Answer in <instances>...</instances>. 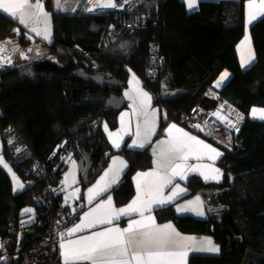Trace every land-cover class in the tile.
I'll return each mask as SVG.
<instances>
[{
	"label": "trees",
	"instance_id": "obj_1",
	"mask_svg": "<svg viewBox=\"0 0 264 264\" xmlns=\"http://www.w3.org/2000/svg\"><path fill=\"white\" fill-rule=\"evenodd\" d=\"M42 1L54 25L50 42L32 36L17 19L0 14V42L10 41L17 53L28 46L46 48L30 59L18 57L14 67L0 74L2 138L6 128L14 125L33 154L29 162L15 164L3 138L4 156L28 182L26 189L15 192L10 174L0 165V238L10 239L8 264H24L26 250L39 241L43 229L22 246L20 236L41 220L45 223L46 191L55 210L68 206L60 189L70 163L55 169L62 155L91 153L97 167L102 158L105 165L109 155L123 154L129 168L115 191L118 202L132 197L133 174L152 164L149 149L126 145L115 150L102 130L105 120L117 124V110L105 111L104 105L111 92L121 93V89L85 81L75 70L105 71L126 83L131 71L136 73L163 110L164 126L181 121L182 112L204 98L225 68L233 76L219 95L242 117L241 129L232 145L209 138L224 150L219 161L224 170L221 182H205L197 175L187 182L190 194L213 189L212 197H203L208 216L180 215L174 205L158 210L157 216L159 221L174 222L182 232L210 236L219 245L216 255L193 254L189 264H264V120L251 115L253 108H264V17L251 27L257 59L244 70L236 47L245 33L246 0L202 1L194 12L187 10L183 0H134L131 8L122 11L91 12L87 7L56 11L54 0ZM142 13L150 16L147 25L128 27ZM154 49L165 63L151 79ZM99 119L98 131L86 135L95 127L90 124ZM63 140L67 144L52 157L51 151ZM34 161L36 167H44L45 175L34 172ZM80 183L86 185L83 179ZM27 206L37 214L34 222L23 225L21 211Z\"/></svg>",
	"mask_w": 264,
	"mask_h": 264
},
{
	"label": "snow or ice",
	"instance_id": "obj_2",
	"mask_svg": "<svg viewBox=\"0 0 264 264\" xmlns=\"http://www.w3.org/2000/svg\"><path fill=\"white\" fill-rule=\"evenodd\" d=\"M131 2L132 0H124L125 4H130ZM186 2L188 9L195 11L200 0H186ZM116 6L113 0H102L97 5L101 9L115 8ZM56 7L57 9L63 8L61 0H56ZM248 9V23L251 24L257 17H264V0H248ZM86 10L91 12L95 9L88 8ZM0 12L12 19H18L19 23L29 28L31 32L50 41V18L49 14L44 11L41 0H35V3H32L31 0H0ZM41 22L44 24L42 30L37 26ZM13 31L18 32L19 30L14 29ZM245 45H247V56L242 51V67L250 66L255 59L248 36L241 42L242 48ZM6 50L5 45H0V52ZM21 56L26 58L23 52H21ZM11 63L10 59L0 57V67ZM228 78L229 73L225 71L215 82L214 87H221ZM139 83V80L133 74L130 84L138 86ZM132 91L135 93L134 96L129 93H125V95L133 101V114L145 117L143 123L146 140L154 131L156 110H152L151 119H149V105L152 97L140 87H135ZM222 108L223 106H221V109L210 113V115L216 117L218 121L227 124L228 127L239 131V128L227 116L221 114ZM251 115L254 118L264 120V108H253ZM126 116H128V113L121 114L122 131L128 128V124L125 122ZM240 119L242 117L237 116V121ZM207 124L208 121H205V125ZM193 127L201 131L204 130V127L200 124L193 125ZM105 129L107 130V125H105ZM165 131L168 139L159 142L162 147H160L157 159L154 161L155 168L149 172L137 173V196L133 201L123 208L116 209L113 205L112 197L109 196L107 200L101 201L95 208L85 212L80 219V223L69 228L66 233L60 234V248L64 264H76L78 261H89L90 264H184V259L188 254V250H190L189 244L195 238L182 236L171 223L156 225L155 218L150 215L146 216L145 213L151 212L153 205H167L186 191V189L181 188L177 184L168 196L165 197L163 195V189L171 185L175 177H180L183 180L190 173H198L205 180H219L222 174L218 168L205 164L187 165L185 162L189 157H194L197 161L207 158L214 162L222 156V153L212 147V145L205 143L204 140L190 135L175 124L170 125ZM208 134L210 135L211 133L209 132ZM136 136L138 138L141 136L139 123H137L136 127ZM109 138L116 148L120 147V141L123 139L120 133H109ZM12 142L9 141V143ZM132 147L142 148L144 144L134 140ZM15 151L20 152L21 149L17 148ZM154 155H156L155 150ZM169 156L172 157L171 161L168 160ZM117 160H120V158L116 157L113 159L114 165ZM161 160H164L165 163L162 164ZM177 160L181 162L173 163V161ZM0 165L11 172V168L4 163L2 156H0ZM120 165L121 167L115 170L110 167L105 172V175L101 177V180L93 188L88 189L89 203L118 182L120 172L123 167H126L122 160H120ZM161 169L166 170L161 172ZM202 169L208 170V172L206 173ZM140 177H153L154 179L151 181L145 179L142 183L139 179ZM13 179L17 181L14 191L24 187L23 184L19 183L14 173ZM73 182L75 181L73 180ZM152 188L155 189L156 195L151 196L147 200L143 199L141 193H147ZM78 191L77 189L76 192ZM65 202H67V198ZM176 210L178 212L192 211L199 216L204 215L203 205L199 196L194 201H188L185 205H178ZM131 213H138L141 219L129 221L128 226L124 229L108 227L102 231H93L90 235L80 236L78 239H64L65 235L72 236L74 233L81 232L86 228L91 229L98 225L112 224L114 220ZM201 244L204 247L198 249L200 251L210 253H218L220 251L219 247L214 245L209 238H203ZM0 247H3V245L0 244Z\"/></svg>",
	"mask_w": 264,
	"mask_h": 264
},
{
	"label": "crops",
	"instance_id": "obj_3",
	"mask_svg": "<svg viewBox=\"0 0 264 264\" xmlns=\"http://www.w3.org/2000/svg\"><path fill=\"white\" fill-rule=\"evenodd\" d=\"M183 1L186 4L187 10L189 12H194V11H190L188 9L186 0H183ZM202 1H220V0H200V2L198 3L197 10L199 9L200 3ZM31 2L35 3V0H31ZM41 3L43 4L42 0H41ZM43 7H44V11L48 12L47 9L45 8L44 4H43ZM248 11H249V9H248V0H246V5H245V33H244L243 37L240 39V41L238 42L237 47H236L237 54H238V59H239V62H240V66H241L242 51H243L244 55L247 56V45H245L243 48L241 46V42L244 41L246 36L249 37V44H250V47H251V49H252V51L254 53V57H255L254 62L252 64H254L256 59H257V52H256V48H255V45H254V40H253V36H252V32H251V27H252L253 24H255L262 17H257V19L255 21H253L251 24H249L248 23ZM1 13L2 12H0V14ZM49 18L51 19V16H49ZM37 26L42 30L43 27H44V24L41 22ZM49 27H50V34H51L52 39H53L54 25H53L52 20H49ZM27 29L30 31L29 28H27ZM30 33L32 34V36L38 37L44 42H50L52 40V39L50 41L49 40H45V39H43L42 36L36 35V33L31 32V31H30ZM252 64L250 66H248V67H242V66L241 67H242V69L245 70V69L250 68L252 66ZM225 71H227L229 73V78L227 79L229 81L232 78V76H233V72L231 70H229L228 68H225L222 71V73H224ZM221 74H220V76H221ZM121 94H122V90H121ZM203 100L206 103H208L209 105H214L215 103H217L216 92L214 91V89H210V91L204 96ZM128 104L129 103H127L121 109L117 110L116 119H115L117 124L115 126H112L107 120H105L101 124L102 130H103V132H104V134H105L110 146L113 149H115V150H120L121 148H123L126 145L128 147L136 149V150L149 149L150 152L152 153V164L148 168H146L144 170H138V171H136L133 174L134 193H133L132 197L129 200L125 201V202H118L117 201V196L115 195L116 189L118 188V186L122 182L123 176L125 175V173L127 172L128 168H129L128 160L123 154L118 153V152L111 154L109 156V159H108L107 163L103 166V168L100 171V173L97 174L91 182H89V183L86 182V185H83V186L80 183V181L83 178L80 179V175H77L76 166L70 168V170H68L69 169V167H68L66 169V171L64 172V174H63L62 184L69 183L70 186L72 187V190L70 191V194H67V193L64 194V198H63L62 202H63L64 205H68L70 207H74L75 209L79 208L80 206H85V209H83L79 213L78 220H76V222L71 224L66 229L65 233L67 232V230L69 228H72L77 223H80V219L83 217V214L85 212H88L90 209L95 208L97 204H99L101 201L107 200L109 196L112 197L113 205H114V207L116 209H120V208H123V207L127 206L131 201H133L134 198H136V196H137V173L149 172V171H152L155 168L154 161L157 159V155L159 154L160 147H162L161 145H159V142L162 141V140L168 139V135H167L165 130L168 129L169 126L172 125V124H175L177 127L183 129L185 132H188L190 135L196 136L198 139L204 140L205 143L212 145V147L216 148L219 152L222 153V156L224 154V150L218 144L214 143L209 138H206V136H204V134L193 132L191 129L186 127L181 121H178V122L177 121H170L169 123H167L164 126L161 125L162 117H163V110H161L159 108V106H157L156 104H153L152 106H150L149 119H151V112H152V110H155V108L157 110L159 109L160 112H159V114H157V112H156V115H155L154 131L145 140L144 123H143L145 117L143 115L140 117V115L133 114V109ZM257 109H262V108H257ZM235 110H236V108H235ZM0 113H2L1 110H0ZM122 113H128V116L125 117V122L128 124V128L126 130H124V131L121 130V128H122V126H121V114ZM256 119H259V118H256ZM137 123H139L140 126H141V136L139 138L136 136ZM105 125H107V130L105 129ZM109 133H113V134L120 133V135L123 136V139L120 141V147L119 148H116L113 145L112 140L109 138ZM134 140L138 141V143H143L144 147H142V148L141 147H132ZM3 148H4V141H3ZM154 150L156 151V155H154ZM222 156H220L214 162L208 160L207 158H204L203 160L197 161L194 157H189V159L185 162L187 165L205 164V165H211L214 168H218L220 170L221 174H222L220 179L219 180H213V179L205 180L198 173H190V174H188L187 178L183 179V180L180 179V177H175L173 179V183L171 185L166 186L163 189V195L165 197L168 196L171 193L172 189L177 184L180 185L181 188L186 189V191L184 193H182L180 196H178L177 198H175L173 201L168 203L167 205H165V206L153 205L151 212H146L145 213L146 216L150 215V216L155 218L156 225H165V224L171 223L175 227V229L182 236L195 238L194 241L190 242V244H189L190 250H188V254H187V256L184 259V264H189L191 255H193V254H212V255H216L217 254V253H210V252L198 250L201 247H204V245L201 244V240L203 238H209V239H211V241H212V243L214 245H216L218 247H219V245L217 243H215L214 240L210 236H203V235H200V234H193V233H185V232H182L175 225V223L172 222V221H159L158 216H157V211L160 210V209L166 208V207H168L170 205H174L175 209H177L178 205H185L188 201H194L195 200V198L197 197V193L190 194V189L187 186V182H188L189 178L192 175L199 176L205 182H221L223 180V178H224V170L219 165V161H220ZM116 157L120 158V160H122L126 164V167H123L122 171L120 172L118 182L116 184L112 185V187L109 188L106 192H104L100 196L96 197V199H94L91 203H89L88 202V189L93 188V186L96 185L97 182L101 180V177H103L105 175V172H107L110 167L113 168V170L118 169V168L121 167L120 160H117L115 165L113 164V159L116 158ZM74 158L78 159V157L74 156L71 159V161H70V165L73 163ZM168 160L171 161L172 157L169 156ZM180 162L181 161H178V160L177 161H173V163H180ZM161 163L163 164V163H165V161L161 160ZM165 170L166 169H161L160 171L163 172ZM202 171H205L206 173L208 172V170H204V169H202ZM66 177H67V180H66ZM139 179L143 183V181L145 179L151 181L154 178L153 177H147V178L140 177ZM73 180L75 182H73ZM77 189L79 190L78 192H76ZM141 195H142L143 199L147 200L151 196L156 195V192H155V189L152 188L147 193L142 192ZM66 198H67V202H65ZM201 199L202 198H200V201L202 202L203 211H204V215L203 216H199L195 212H192V211L178 212L176 210V212L178 214H180V215L190 214V215H192L194 217H197V218H200V219L206 218L208 216L207 207L205 206L206 203H205V201H203ZM139 219H141V217H140V215L138 213H131L129 215L121 216L117 220H114L112 224L98 225L97 227L91 228V229L86 228V229H83L81 232L74 233L72 236L65 235L64 239L65 240L78 239L80 236L90 235L93 231H102V230H104L105 228H108V227L124 229V228H126L128 226L129 221H131V220H139ZM60 243H61V238H60V240L58 241V244H57V253L63 259L62 255H61ZM76 263H83V264L89 263L90 264L89 261H78Z\"/></svg>",
	"mask_w": 264,
	"mask_h": 264
},
{
	"label": "built area",
	"instance_id": "obj_4",
	"mask_svg": "<svg viewBox=\"0 0 264 264\" xmlns=\"http://www.w3.org/2000/svg\"><path fill=\"white\" fill-rule=\"evenodd\" d=\"M123 4L118 7L116 6V10L122 11L124 9ZM128 9V8H126ZM140 20L136 22H129L128 27L132 28H141L146 26L150 16L148 14H140ZM152 55V64L150 68V72L148 77L151 79H155L156 73L160 70L161 66L165 63V59L160 55L157 49L153 50ZM215 82L213 83L214 86ZM225 82L221 87L216 88V98L217 103L214 105H209L203 99L196 104H193L188 109L184 110L181 115L182 123L196 133H203L208 138H212L217 142L225 143L232 145L234 139L240 132V120L237 121V116H239L238 111L235 110L234 107L230 106L226 101H223L220 98L219 91L223 89ZM221 114L227 116L232 123L239 128V131H236L235 128L228 127L227 124L218 121L216 117L211 116L210 113L221 109ZM205 121H208V124L205 125ZM200 124L204 127V130L201 131L193 127V125ZM211 133L210 135L208 133ZM3 138L8 146V152L10 154V160L15 164H20L22 162H29L33 156L30 148L27 146L24 138L19 133L17 128L14 125H9L4 131ZM9 141H13L9 143ZM66 140L58 143L54 149L51 151L50 155L52 157L56 156L60 150L66 145ZM19 148L20 152H16L15 150ZM73 151H68L67 154L61 156L60 161L56 165L55 169L59 166L66 167L71 159L73 158ZM37 166V161L33 163V170L36 174L45 175L44 167ZM29 169L26 168V172ZM45 202H46V210H47V218L44 223L43 232L40 235V239L37 242H34L30 245L29 249L26 250L24 254V264H64V260L57 253V244L60 240L61 233H65L66 229L76 222L79 218V213L85 209V206H80L79 208H74L70 206L61 207L59 209L54 208L53 202L49 195V192L46 191L44 194ZM9 238H4L1 240L0 244L3 247H0V264H8L12 258L9 256ZM83 264V263H76ZM89 264V263H86Z\"/></svg>",
	"mask_w": 264,
	"mask_h": 264
},
{
	"label": "water",
	"instance_id": "obj_5",
	"mask_svg": "<svg viewBox=\"0 0 264 264\" xmlns=\"http://www.w3.org/2000/svg\"><path fill=\"white\" fill-rule=\"evenodd\" d=\"M0 45L6 46V51L0 52V57H6L11 60V64H4V66L0 67V74L3 72H6L10 70L12 67L15 66L16 61L14 59L15 55V49L12 47V43L9 41H2L0 42ZM30 50V51H29ZM44 50V48H43ZM36 52V54H40V50L37 46H28L27 48H20L18 50L19 55L22 59H30L31 54L33 52ZM21 52L25 54V57L21 56ZM75 75H77L79 78L84 79L85 81L94 82L98 86H108L112 89H120L124 86L125 81H122L121 79L117 77H112L111 75L106 74L105 71H96V72H88L85 69H78L74 72ZM127 104V101L123 94H119L116 92H111V94L106 98L104 110L105 111H112V110H118L124 107ZM101 119L93 122L90 124L91 126H95L94 129L91 130V132H88L86 135L95 134L99 129V124L101 123ZM91 153H83L80 155L79 158V166L80 171L82 172V178L85 182L89 183L91 182L94 177L100 173L104 166V160L105 157L102 158V160L99 162L97 167L93 166V162L91 160ZM110 156V155H109ZM204 197H212L213 196V189H203L199 192ZM44 221L41 220L40 225H38L36 228H32L27 230L26 232L22 233L20 236V245L22 246L25 241L32 240L37 234L38 231H41L43 229ZM18 260L20 258H17Z\"/></svg>",
	"mask_w": 264,
	"mask_h": 264
},
{
	"label": "rangeland",
	"instance_id": "obj_6",
	"mask_svg": "<svg viewBox=\"0 0 264 264\" xmlns=\"http://www.w3.org/2000/svg\"><path fill=\"white\" fill-rule=\"evenodd\" d=\"M92 1H93V0H61V3L63 4V8H62V9H57V7H56V0H54V2H55V10H56V11H63V12H75V11L81 9V7H82V8H83V7H84V8H85V7H87V8H91ZM132 1H134V0H132ZM123 2H124V0H118V1L115 0V4H116L118 7H120V6L123 4ZM130 4H131V3H130ZM130 4H126V5L124 6V9H125V8H128V6L131 8V5H130ZM73 9H74V11H73ZM124 9H123V10H124ZM104 10H113V9H112V8H109V9H97V10H94V11H104ZM47 13H48L49 16H50V12L48 11ZM51 14H52V13H51ZM49 20H51V19H49ZM53 36H54V34H53ZM51 39H52V36H51L50 40H51ZM49 57H50V56H49ZM51 58L53 59L54 56L52 55ZM133 74H134L135 77L139 80V82H140V83H139V86H137V85H133V84H130V80L132 79ZM135 87H140V88H142L144 91H146L147 93H149V95L152 97L151 103H150V105H149V113H150V106H152V105L154 104V96H153V94H152L151 91H149L147 88H145V87L143 86L140 77H139L136 73H134V72L131 71L130 75L128 76L127 83H125V85L121 88V90H122V94L124 95V97H125L127 103H129L128 105H130V106L132 107V109H133V101H132L131 99H129L128 96L125 95V93H129L130 95H133V96H134L135 93H134L132 90H133ZM155 110H156L157 114H159L160 110H159V109L157 110L156 108H155ZM141 116H142V115H140V117H141ZM0 156H2V159H3L4 163H6V164L11 168V172H9L8 169H6V168H5V169L8 171V173L10 174V176H11V178H12L13 188L15 187V185H16V183H17V181H15V180L13 179V173H14L15 176L18 178L19 183H21V184L24 185L23 188L18 189V190H15V192H21V191H23L24 189H26V187L28 186V182H27L25 179H23V178L17 173V171L13 168V166L8 162V160H7L6 157L4 156V153H3V139H2V135H1V133H0ZM75 166H76V170H77V175H80V179H81V178H82V173H81V171H80L79 158H78V159H77V158H74L73 163H72L70 166H68V167H69L68 170H70V168L75 167ZM68 170H67V171H68ZM25 172H26V171H25ZM60 187H61V186H60ZM60 190L63 191V194H66V193H67V194H70V191L72 190V187L70 186L69 183H66V184H62V187H61ZM199 192H200V191H199ZM197 196H199L200 198H202L201 200L205 201L204 198H203L204 196H202L200 193H197ZM205 206H206V205H205ZM27 210H31V211H27ZM36 214H37V212H36V210H35L34 207H32V206L24 207V208L22 209V211H21V215H23V217H22L23 225H27V224H30V223L34 222V221H35V218H36ZM0 242H1V238H0Z\"/></svg>",
	"mask_w": 264,
	"mask_h": 264
},
{
	"label": "clouds",
	"instance_id": "obj_7",
	"mask_svg": "<svg viewBox=\"0 0 264 264\" xmlns=\"http://www.w3.org/2000/svg\"><path fill=\"white\" fill-rule=\"evenodd\" d=\"M116 1H118V0H116ZM115 8H116V7H115ZM115 8H112V9H113V10H116ZM38 48H39V50L41 51L40 53H42V52L46 49V48H44V50H43V48H41V47H38ZM40 55H41V54H40ZM221 73H222V72H221ZM221 73H220V74H221ZM220 74H219V76L216 78V80H215L214 82H216V81L221 77ZM214 82H213V83H214ZM224 82H225V85H224V87H225L226 84H227L229 81H228V80H225ZM125 83H126V82H125ZM124 85H125V84H124ZM224 87H223V88H224ZM120 89H121V88H120ZM211 89H214V91L217 92V89H216V87L213 86V84H212ZM115 90H118V89H115ZM114 92H116V91H114ZM116 93H118V92H116ZM119 94H121V93H119ZM234 108H235V107H234ZM199 133H200V134H203V133H201V132H199ZM204 136H205V135H204ZM206 138H208V137L206 136ZM74 156H75V155H74ZM74 156H73V157H74Z\"/></svg>",
	"mask_w": 264,
	"mask_h": 264
},
{
	"label": "bare ground",
	"instance_id": "obj_8",
	"mask_svg": "<svg viewBox=\"0 0 264 264\" xmlns=\"http://www.w3.org/2000/svg\"><path fill=\"white\" fill-rule=\"evenodd\" d=\"M101 2H102V0H93V1H92V5H91V8H94L95 10H97V9H101V8L97 7V5H98L99 3H101ZM113 2L115 3V0H113Z\"/></svg>",
	"mask_w": 264,
	"mask_h": 264
},
{
	"label": "flooded vegetation",
	"instance_id": "obj_9",
	"mask_svg": "<svg viewBox=\"0 0 264 264\" xmlns=\"http://www.w3.org/2000/svg\"><path fill=\"white\" fill-rule=\"evenodd\" d=\"M41 54V53H40ZM40 54H36V52L34 51L33 52V54H31V56H33V55H40ZM18 57H20V55H19V53H17L16 51H15V55H14V59H15V61H16V59L18 58ZM22 59V58H21ZM17 62V61H16ZM93 166H94V164H93Z\"/></svg>",
	"mask_w": 264,
	"mask_h": 264
}]
</instances>
